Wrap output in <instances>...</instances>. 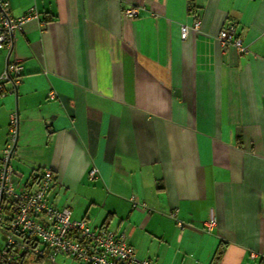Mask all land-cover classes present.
I'll list each match as a JSON object with an SVG mask.
<instances>
[{
  "label": "crops",
  "instance_id": "obj_1",
  "mask_svg": "<svg viewBox=\"0 0 264 264\" xmlns=\"http://www.w3.org/2000/svg\"><path fill=\"white\" fill-rule=\"evenodd\" d=\"M8 2L37 13L0 47V77L21 61L15 89L0 78L16 189L50 167L49 199L138 258L264 264V0ZM230 24L246 52L219 46Z\"/></svg>",
  "mask_w": 264,
  "mask_h": 264
},
{
  "label": "built area",
  "instance_id": "obj_2",
  "mask_svg": "<svg viewBox=\"0 0 264 264\" xmlns=\"http://www.w3.org/2000/svg\"><path fill=\"white\" fill-rule=\"evenodd\" d=\"M8 0H0V47L13 46L14 32L20 30L29 19L37 16L34 7L21 16L10 14ZM127 12L134 15L135 10ZM198 27V21L193 28ZM189 26L181 25L180 37L187 38ZM233 24L221 29L217 41L221 48L234 46L238 52H246L240 38L234 36ZM21 76L20 59H7L1 80H10L15 89ZM53 97V93H50ZM17 115L11 114L8 139L0 156V227L5 234V245L0 249V264H18L21 260H45L55 262L58 255L70 259L69 264H159L148 258H138L134 248L123 234H116L105 227H93L88 218L75 219L68 207H58L48 197L54 183L50 167H42L34 189H16V171L10 164L18 126ZM97 177V169L91 168L89 179ZM136 205V202H133ZM174 214V213H173ZM215 223L212 217L206 222L210 231ZM179 226L181 222L177 221Z\"/></svg>",
  "mask_w": 264,
  "mask_h": 264
},
{
  "label": "rangeland",
  "instance_id": "obj_3",
  "mask_svg": "<svg viewBox=\"0 0 264 264\" xmlns=\"http://www.w3.org/2000/svg\"><path fill=\"white\" fill-rule=\"evenodd\" d=\"M5 242H6V239H5L4 231H3V228L0 227V249L4 247ZM34 260L35 259L33 258H29V261H34ZM69 262H70V259L68 257L58 255L55 262H50V261L45 260L43 263H39V264H69Z\"/></svg>",
  "mask_w": 264,
  "mask_h": 264
},
{
  "label": "flooded vegetation",
  "instance_id": "obj_4",
  "mask_svg": "<svg viewBox=\"0 0 264 264\" xmlns=\"http://www.w3.org/2000/svg\"><path fill=\"white\" fill-rule=\"evenodd\" d=\"M18 264H35V262L25 259V260H21Z\"/></svg>",
  "mask_w": 264,
  "mask_h": 264
},
{
  "label": "trees",
  "instance_id": "obj_5",
  "mask_svg": "<svg viewBox=\"0 0 264 264\" xmlns=\"http://www.w3.org/2000/svg\"><path fill=\"white\" fill-rule=\"evenodd\" d=\"M40 170V169H39ZM36 177H38V176H36ZM35 182H37V178H36V181ZM28 190H30V188H28ZM34 262H35V264L37 263V264H39V263H41V260H34Z\"/></svg>",
  "mask_w": 264,
  "mask_h": 264
}]
</instances>
